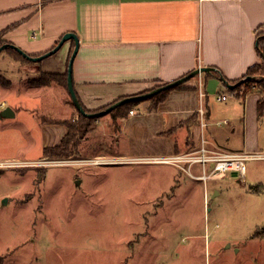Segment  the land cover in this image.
<instances>
[{"label":"rangeland","instance_id":"374dc122","mask_svg":"<svg viewBox=\"0 0 264 264\" xmlns=\"http://www.w3.org/2000/svg\"><path fill=\"white\" fill-rule=\"evenodd\" d=\"M36 67L0 55L11 82L0 84V110L17 112L0 111V163H18L0 167V264H264V240L253 237L264 227V161L247 163L246 183L230 175L207 187L161 163L96 164L118 157L104 139L126 119L118 111L97 118L76 156L44 158L41 120L66 117L63 100L79 111L61 78L32 84ZM135 101L130 114L155 106Z\"/></svg>","mask_w":264,"mask_h":264},{"label":"crops","instance_id":"0c3cea01","mask_svg":"<svg viewBox=\"0 0 264 264\" xmlns=\"http://www.w3.org/2000/svg\"><path fill=\"white\" fill-rule=\"evenodd\" d=\"M262 29L264 0H0V42L35 55L50 52L66 33L79 37L73 80L81 105L90 111L209 69L202 73L203 100L195 76L156 108L151 101L140 102L116 134L104 136L115 145L111 157L127 159L186 153L198 149L204 138L215 150L264 153L262 93L254 90L240 98L227 87L261 63L257 42ZM74 48V40L66 41L57 53L35 62V70L65 76ZM221 95L227 100L220 101ZM61 105L66 117L49 119L74 116L64 100ZM6 108L3 102L0 111ZM41 126L45 148L60 144L68 133L65 125L41 120ZM230 175L236 176L222 180Z\"/></svg>","mask_w":264,"mask_h":264},{"label":"trees","instance_id":"16d2710c","mask_svg":"<svg viewBox=\"0 0 264 264\" xmlns=\"http://www.w3.org/2000/svg\"><path fill=\"white\" fill-rule=\"evenodd\" d=\"M4 44H10V43L7 42L5 39L4 40L2 39L0 42V47L4 46ZM257 44H258L257 51H258L260 59L262 60L261 63L255 64L249 67V69L247 70V75L244 78L237 80V81L229 82V84L235 85L232 89V92L233 91L236 92L240 98L246 97L249 92L254 91V90H258L262 93V99L259 102V118H262L264 116V29H262L260 33L258 34ZM6 50L11 51L15 55H17L19 58L21 57L22 59L30 63H33L29 61L28 59H26L25 57H23L21 53H19L12 47H7L2 52L4 53V51ZM39 55H44V54H35L31 56L35 57ZM59 78H61V80L63 81L62 83L65 84L69 92V85H68V80H67L68 73L63 77H61L58 74L41 73L40 77L34 80L32 84L34 86L36 85L47 86V85H51L53 81L60 83L58 80ZM0 84L6 87V86H10L11 82L8 79L6 78L4 79L2 76H0ZM182 85L183 84L178 85L176 87H172V89L162 90L159 93H157V95L149 98L150 100H154L155 102L154 108H156L160 102H163L164 100H166L173 89L181 88ZM119 100H116V101H119ZM71 103L73 107L75 108L72 98H71ZM134 103H136V101L127 102V104L114 109L112 112H117V111L121 112L122 114H124L123 117L127 118L130 110L132 109L131 106ZM84 109L88 113H96L97 111L103 110V108H100L97 111H90V110H87L85 107ZM97 118L89 117L79 112V116L77 119L75 117H71L63 121L54 120V119L52 120L43 119L42 120L43 123H49V124L56 123V124L68 126V133L61 140L62 142L58 145H53V147H46L43 151V157L47 159L54 158V159L68 160L74 157L73 155L76 156L79 152L83 138H85L91 131L95 129L94 122L97 120ZM254 236L264 238V227L258 228Z\"/></svg>","mask_w":264,"mask_h":264},{"label":"built area","instance_id":"2783aa9c","mask_svg":"<svg viewBox=\"0 0 264 264\" xmlns=\"http://www.w3.org/2000/svg\"><path fill=\"white\" fill-rule=\"evenodd\" d=\"M199 79L200 97L201 100L207 96L202 90L203 88V76L202 73L197 75ZM227 96H219L220 101H226ZM131 114L134 115L135 111L132 110ZM200 116L202 126L206 125L204 121L206 116L205 108H201ZM208 141L204 138L201 146L198 149L190 150L187 153L175 154L174 156H159V157H144L138 158H123L116 157L114 159H99L94 161L96 164H128V163H152V164H169L181 169L191 176L194 180H198L205 183L207 187L210 180H222L227 177L228 174L233 173L239 177L242 182H247L248 165L250 160H264V153L261 152H232L226 150H215L209 148ZM11 165H18L16 162L0 163V167H8Z\"/></svg>","mask_w":264,"mask_h":264},{"label":"water","instance_id":"95a60500","mask_svg":"<svg viewBox=\"0 0 264 264\" xmlns=\"http://www.w3.org/2000/svg\"><path fill=\"white\" fill-rule=\"evenodd\" d=\"M68 40H74L75 42V50L70 58L69 61V69H68V85H69V94L71 95V98L74 102L75 108L76 110H78L81 114H84L86 116L89 117H93V118H97V117H101L107 114L112 113V111L120 106H123L125 104H127V102L130 101H135V100H142V99H147L150 97H153L155 95H157V93H159L162 90H166V89H172V87H176L178 85L181 84H185L188 80L194 78L195 76H197L199 73H203V72H208L209 69L206 67H202V69H199L197 71H195L194 73H191L190 75H187V77L182 78L180 80H176L174 82H172L171 84L162 86L161 88L142 94L141 96H136V97H127L126 99H122L119 101L114 102L111 106L107 107L105 110L102 111H97L96 113H88L84 107L81 105V102L78 98V95H76L75 92V85H74V80H73V70H74V61L79 53V47H80V40L79 37L74 34V33H66L64 34V38L59 42V44L57 46H55L52 50H50V52L44 54V55H39V56H31L30 54H28L26 51H23L21 48H18L15 45L12 44H4V46L0 47V54L2 53V51L7 48V47H12L13 49H15L16 51H18L19 53L22 54L23 57H25L26 59H28L29 61L35 63V62H41L43 60H45L46 58H49L51 55L57 53L59 51V49L65 44L66 41ZM235 85H231L228 84L227 87L229 89H233ZM3 115L4 116H14L15 112H13L10 108H6V110L3 111ZM1 177V175H0Z\"/></svg>","mask_w":264,"mask_h":264},{"label":"bare ground","instance_id":"6f19581e","mask_svg":"<svg viewBox=\"0 0 264 264\" xmlns=\"http://www.w3.org/2000/svg\"><path fill=\"white\" fill-rule=\"evenodd\" d=\"M10 44H11V43H10ZM57 45H58V44H57ZM2 53H3V52H2ZM109 106H110V105H109ZM109 106H108V107H109ZM186 153H187V152H186ZM177 154H179V153H177ZM24 165H25V164H24ZM180 171H181V170H180ZM182 172H183V171H182Z\"/></svg>","mask_w":264,"mask_h":264}]
</instances>
